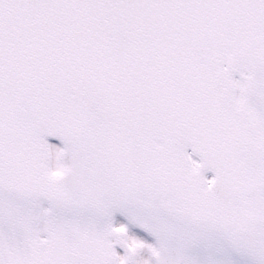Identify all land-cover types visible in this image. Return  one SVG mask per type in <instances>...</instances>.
<instances>
[{"label": "snow or ice", "instance_id": "1", "mask_svg": "<svg viewBox=\"0 0 264 264\" xmlns=\"http://www.w3.org/2000/svg\"><path fill=\"white\" fill-rule=\"evenodd\" d=\"M0 264H264V0H0Z\"/></svg>", "mask_w": 264, "mask_h": 264}]
</instances>
